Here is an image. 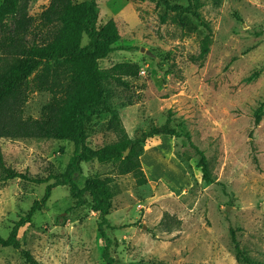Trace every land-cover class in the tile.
I'll return each mask as SVG.
<instances>
[{"label":"rangeland","instance_id":"374dc122","mask_svg":"<svg viewBox=\"0 0 264 264\" xmlns=\"http://www.w3.org/2000/svg\"><path fill=\"white\" fill-rule=\"evenodd\" d=\"M96 1L99 25L113 20L121 35L117 45L131 47L101 60L100 68L140 66L139 77L127 78V85L104 84L106 106L88 125L87 142L101 154L79 163L74 176L80 187L92 177L111 181L106 233L113 255L122 264H239L234 231L248 256L264 263V114L258 126L254 117L264 102V0H221L201 10L213 30L202 67L191 57L199 54L207 31L193 16L184 15L183 27L176 13L149 0ZM50 2L29 0L34 24ZM174 2L186 7L189 0ZM52 97L32 91L25 115L40 118ZM155 127L157 137L124 147L122 129L135 140ZM172 131L190 133L208 159L213 183L203 181L191 142ZM1 145L6 168L42 177L64 173L74 151L67 141L3 139ZM129 161L141 162L146 184L120 173ZM4 176L0 168V236L7 239L19 217L42 199L46 185L2 181ZM86 198L88 203L77 207L68 187L55 188L21 228L22 249L40 264H106L99 218ZM0 264L27 263L19 250L0 247Z\"/></svg>","mask_w":264,"mask_h":264},{"label":"trees","instance_id":"16d2710c","mask_svg":"<svg viewBox=\"0 0 264 264\" xmlns=\"http://www.w3.org/2000/svg\"><path fill=\"white\" fill-rule=\"evenodd\" d=\"M163 5L167 11L176 13L179 22L186 26L184 15L197 19L207 34L200 42V52L191 57L194 64L202 67L210 54L213 30L201 10L209 3L215 6L221 0H189L183 6L174 0H149ZM29 0H3L0 5V168L5 176L2 181L19 179L36 185H46L41 200L35 201L30 211L20 216L7 239L0 236V247L19 250L27 264H40L33 255L22 249L19 239L21 228L32 222L37 211L42 210L52 191L57 187H68L76 206L88 203L91 197L92 209L98 215V235L103 242V260L106 264H122L113 255V241L106 233L110 229L109 215L112 210L114 192L110 179L88 178L80 187L74 176L78 164L88 158H98L100 152L88 145V125L95 115L106 106L104 84L115 82L127 85V78H138L140 66L135 63H119L110 69L100 68V61L117 51H130L131 47L118 46L121 35L117 24L111 20L99 25L100 8L96 0L77 3L75 0H51L36 25L28 16ZM164 22L165 19H162ZM87 43L84 44V39ZM41 71V73H39ZM33 75L35 78L32 79ZM257 73L246 79L251 83ZM49 91L52 100L43 107L40 118L25 115V107L32 91ZM264 114V102L255 111V125L260 124ZM124 132V147L145 144L148 139L160 134L158 128L135 139H128ZM178 138H185L200 156L198 167L203 181L213 183L212 173L205 153L191 141L185 131H172ZM46 140L67 141L74 151L64 173L50 171L47 176H33L6 168L1 140ZM123 175L133 174L140 184H146L140 161H129L120 167ZM235 257L239 264H264L248 256L241 247L234 231H231ZM137 264V263H132Z\"/></svg>","mask_w":264,"mask_h":264},{"label":"water","instance_id":"95a60500","mask_svg":"<svg viewBox=\"0 0 264 264\" xmlns=\"http://www.w3.org/2000/svg\"><path fill=\"white\" fill-rule=\"evenodd\" d=\"M142 51H144V49H142ZM148 54H150V52H147Z\"/></svg>","mask_w":264,"mask_h":264},{"label":"built area","instance_id":"2783aa9c","mask_svg":"<svg viewBox=\"0 0 264 264\" xmlns=\"http://www.w3.org/2000/svg\"><path fill=\"white\" fill-rule=\"evenodd\" d=\"M142 73H144V72H142Z\"/></svg>","mask_w":264,"mask_h":264}]
</instances>
